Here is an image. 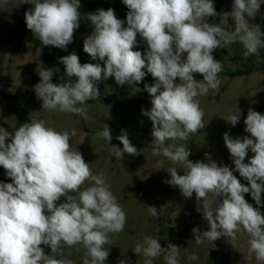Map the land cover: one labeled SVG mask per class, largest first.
<instances>
[{
    "label": "clouds",
    "instance_id": "9594fccd",
    "mask_svg": "<svg viewBox=\"0 0 264 264\" xmlns=\"http://www.w3.org/2000/svg\"><path fill=\"white\" fill-rule=\"evenodd\" d=\"M24 3L32 5L24 19L33 36L44 46L67 51L81 24L80 0H0V11L11 12ZM123 4L129 10L127 26L112 8L86 14L93 31L84 38L83 51L98 62L82 64L75 52L60 57L68 77H61L60 83L52 82L55 71L38 72L40 81L34 91L42 108L86 119V109L78 105L99 98V82L114 78L117 85L131 87L151 74L155 82L144 85L151 108L142 109L141 115L152 123L153 154L184 168L182 175L169 168L171 179L165 182L178 187L185 198L195 193L196 210L208 224L205 231L192 229L196 244L215 247L214 241L221 237L235 241L243 231L249 237V255L264 264L260 210L264 206V114L249 108L244 131L250 135L223 134L234 168L210 158L192 162L184 144L166 145L168 140L186 141L205 127L196 98L219 87L222 64L214 57L215 50L238 42L247 59L264 49V31L252 22L264 0H233L231 11L224 13L216 11L213 0H123ZM229 13L234 23L231 31L221 26ZM210 17H218L219 23L209 22ZM138 34L147 45L144 52L133 50ZM196 74L203 79L197 80ZM226 121L235 127L240 110ZM75 134L57 131L39 119L20 125L14 133L0 127V166L11 179L0 181V264H73L65 253L70 255L78 245L86 250L83 264H105L108 259L109 234L123 231L126 214L103 173L93 175L82 153L72 148ZM96 135L108 142L112 139L107 125ZM117 139L123 147L110 148L118 161L125 154H137L125 130ZM249 152L253 155L245 162ZM89 180L92 185L81 190ZM149 210L158 216L155 207ZM134 253L145 257L144 264H153L161 256L165 264H180V247L172 243L162 247L152 236L137 242ZM188 259L195 261L198 256L192 253Z\"/></svg>",
    "mask_w": 264,
    "mask_h": 264
},
{
    "label": "rangeland",
    "instance_id": "374dc122",
    "mask_svg": "<svg viewBox=\"0 0 264 264\" xmlns=\"http://www.w3.org/2000/svg\"><path fill=\"white\" fill-rule=\"evenodd\" d=\"M213 2L218 13L231 11L233 0ZM30 8L31 4L24 3L11 12L0 11V73L3 78L0 79V127L14 133L20 125L30 123L32 119H39L57 131H75L76 134L70 141L72 148L82 153L93 175L103 173L106 183L110 185V190L126 214L123 231L109 234L110 242L105 246L109 249V256L105 264H120L121 260L127 261L128 264H144L145 257L135 254L134 248L145 236L158 238L162 247H166L168 243L179 246L180 264H262L256 260L254 254L249 255V237L243 231L237 233L235 241L221 237L213 242L215 247L196 244L192 229L197 227L200 231H205L208 230V224L202 213L196 210L195 193L191 198H185L178 187L165 182L171 179L167 171L169 168H177L178 174L181 175L184 168L182 165L173 164L162 154H153L152 123L146 116L141 115L142 109L151 108V97L149 94L142 95L137 84L131 87L119 86L114 78L99 82V98L78 105L86 109V119L78 114L42 108V101L34 91V86L40 81L38 72L44 68L55 71L53 83H60L61 77L65 80L68 77L65 76L64 65L59 61L60 56L55 57L52 65H47L44 45L41 43L35 48V41L38 39L32 33L23 37L19 35V19L24 18L25 11ZM101 8L105 10L103 6H99L90 12ZM209 22L219 23V18L210 17ZM252 22L260 24L261 30L264 31V5H261L260 12ZM85 24L88 32L83 38L93 31L87 18ZM221 26L227 31L234 28L230 13L224 17ZM146 47V43L138 34L134 49L144 52ZM61 51L63 56L75 52L82 64L98 62L92 61L88 54L79 48L76 31L67 51ZM243 51L238 42L215 50L213 55L222 64L221 72L228 74L236 71L240 67L237 57L243 56ZM262 55L264 49L260 50L259 55H255L254 63L264 64ZM71 79L74 81L76 78ZM219 79L218 88L209 89L207 94L196 98L204 111L205 127L195 134H190L186 141L168 140L166 145L184 144L191 152L189 160L192 162H208L210 158L218 164L234 168L223 134L228 132L233 138L250 135L244 131V119L249 108L264 114V72L257 70L249 76L240 77L221 75ZM19 91L28 94L19 95ZM139 102L141 106L138 105ZM239 110L240 121L233 127L226 119ZM105 125L111 131L110 142L96 135ZM122 130L126 131L129 140L138 150L136 155L125 154L124 158L118 161L112 155L110 146L123 147L117 139ZM252 155L249 152L245 162ZM234 175L241 183L247 184V181L239 177L238 172H234ZM0 181L11 182L2 166ZM91 185L92 181H86L81 190ZM245 199L256 207L250 194H245ZM149 207L157 209V217L152 216ZM42 247L46 253L50 252L47 246ZM192 253L198 256L197 260L188 259ZM65 255L73 260V264H83L86 250L82 245H78L71 250L70 255L67 251ZM153 264H165V261L161 256L155 258Z\"/></svg>",
    "mask_w": 264,
    "mask_h": 264
},
{
    "label": "trees",
    "instance_id": "16d2710c",
    "mask_svg": "<svg viewBox=\"0 0 264 264\" xmlns=\"http://www.w3.org/2000/svg\"><path fill=\"white\" fill-rule=\"evenodd\" d=\"M99 6H103L105 10L108 8H112L115 11V14L117 17L121 20L125 21L126 25V16L128 13V8L123 4V0H111L110 2H107V0H80V12L82 14L81 24L79 29L76 30L78 35V45L79 48L83 51V36L85 33L88 32V28L86 27V14L90 11L95 10ZM18 32L21 37L25 36L27 33H32L29 29L26 27V22L24 18L19 19V27ZM35 48L39 47L41 45V42L39 40L35 41ZM44 49V58L46 60L47 65H52L55 61L56 56L62 57V51L59 48H55L53 46H43ZM135 50V49H133ZM264 57V55H262ZM255 55L249 56L247 59L244 58V56H238L237 60L239 61L240 67L233 72H229L228 74L220 72L218 75L219 77L221 75H228L229 77H240V76H249L255 71H262L264 72V64H256L254 63ZM195 78L197 80H202L203 78L196 74ZM0 79H3L0 73ZM154 78L151 76V74H147L142 82L137 84L141 88V94L144 96H147L148 93L144 90V85L149 84L151 85L154 83ZM179 82V81H178ZM19 95H26L28 92L24 93L19 91ZM139 106H141V102L138 103ZM262 203H264V194H262ZM257 207V205H256ZM260 210L262 213H264V206L260 207Z\"/></svg>",
    "mask_w": 264,
    "mask_h": 264
}]
</instances>
